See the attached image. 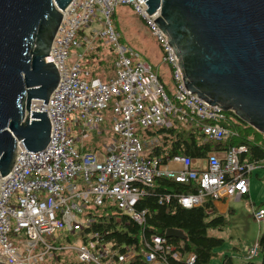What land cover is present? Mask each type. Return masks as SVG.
<instances>
[{"label": "built area", "instance_id": "built-area-1", "mask_svg": "<svg viewBox=\"0 0 264 264\" xmlns=\"http://www.w3.org/2000/svg\"><path fill=\"white\" fill-rule=\"evenodd\" d=\"M119 5H129L148 27L170 70L174 95L166 91L153 65L120 41L113 21ZM147 9L146 0H72L61 10L62 22L46 57L58 68L60 80L47 103L34 99L31 104V109L48 112L51 139L37 151L19 142L12 169L0 175L1 261L50 264L47 257L51 256L58 261L54 264H125L136 258L142 260L140 264H171L169 256L179 257L180 251L165 234L151 233L139 248L125 243L124 250L114 251V243L104 238L106 231L88 229L98 223L91 213L93 208L115 206L143 226L147 210L140 209L138 203L157 176L199 183L197 191L178 195L186 207L202 204L206 196L219 199L249 192L248 176L257 164L241 160L246 145L210 151L201 157L181 153L152 156L155 145L143 146L142 136L137 134L139 126H170L174 119L212 139L223 140L234 134L224 123L227 111L187 87L173 47L154 22L159 13L149 14ZM95 19L104 27L98 35L107 38L117 55L116 76L109 80L91 76L82 66L85 55L76 50L82 44H92L82 29ZM106 119L117 137L103 143L102 148L87 149V128L96 127L101 132L99 124ZM74 129L80 135L73 134ZM255 217L264 220L263 207L255 211ZM63 227L79 233L81 244L53 243L55 232ZM73 247L75 258L64 253ZM258 252L255 244L249 256ZM195 260L196 254L190 252L187 261Z\"/></svg>", "mask_w": 264, "mask_h": 264}, {"label": "water", "instance_id": "water-1", "mask_svg": "<svg viewBox=\"0 0 264 264\" xmlns=\"http://www.w3.org/2000/svg\"><path fill=\"white\" fill-rule=\"evenodd\" d=\"M72 0H0V175L12 169L18 143L44 149L46 110L60 80L45 59ZM173 47L188 88L264 132V0H146ZM168 237L186 238L168 227ZM0 264H8L0 260Z\"/></svg>", "mask_w": 264, "mask_h": 264}, {"label": "trees", "instance_id": "trees-1", "mask_svg": "<svg viewBox=\"0 0 264 264\" xmlns=\"http://www.w3.org/2000/svg\"><path fill=\"white\" fill-rule=\"evenodd\" d=\"M102 42V40H101ZM111 52L114 53L111 48ZM85 61L82 66L90 70L91 76L97 77L102 66L107 63L106 58L92 54L91 57L84 56ZM113 57L111 64L116 61ZM115 70V68H114ZM104 80H109V76H102ZM102 78V79H103ZM160 79L165 84V89L169 93L163 77ZM111 111V107L108 112ZM227 119L224 123L234 130V134L226 139L216 140L207 137L195 127H188L178 119H174L170 126H150L138 127L137 134L142 137H158L159 142L150 151L152 156H167L176 153L188 154L195 157L205 156L210 150H227L234 145H246L247 150L242 152V159L251 161L264 160V132H261L253 125L240 118L235 112L227 111ZM87 149L92 148L86 145ZM199 183L195 180L188 182L176 181L165 176H157L153 185L148 188V192L138 203L140 209L147 210V221L145 225L138 224L129 215L120 212L115 206L106 204L96 206L91 213L96 215L98 223H94L88 229L102 230L104 238L114 243V251L123 249V244L139 248L146 237L151 233L165 234L168 227L182 228L186 238L172 236L169 241L176 244V251H180L179 257L169 256L171 264H210L212 257L217 253L216 247L223 244L224 238L210 235V228H222L226 223V217L219 212L213 201L205 200L202 204L193 207H186L178 200L181 193L197 191ZM170 198H167V195ZM162 198V199H161ZM264 207V201L261 204ZM109 207L114 208V212L105 213ZM116 209V210H115ZM118 217H120L118 219ZM259 252L261 260L259 264H264V228L259 236ZM194 251L196 260L193 263L187 261L189 252ZM115 255V252H114ZM253 258V257H251ZM141 259L136 258L125 264H140ZM224 264H236L231 255L223 257ZM246 264H256L250 260Z\"/></svg>", "mask_w": 264, "mask_h": 264}, {"label": "rangeland", "instance_id": "rangeland-1", "mask_svg": "<svg viewBox=\"0 0 264 264\" xmlns=\"http://www.w3.org/2000/svg\"><path fill=\"white\" fill-rule=\"evenodd\" d=\"M119 12L118 18H120V13L124 14L125 18L128 20L125 23H128L129 30L125 29L122 21L116 20L115 15H113L114 25L116 30L120 35V41L128 46L129 48L137 51L138 54L142 59L149 61L156 73L163 77L167 89L170 95H174V88H173V79L170 75V70L165 63H163V59L161 56V52L159 50L158 44L155 39L149 34V30L142 19L138 16L136 12H134L129 5H119L116 9ZM125 11V12H121ZM116 13V12H115ZM98 15V13H97ZM118 23V26H117ZM136 28L141 30V32L145 33L146 40H145V49L141 51V49L128 39V34L131 31H134ZM104 30L103 25L99 24L98 19H95V22L92 23L90 26H86L82 29V32L85 34L86 37L92 40V44L90 46L83 45L76 49L78 52H82L85 56L91 57L92 54L99 56L100 59L103 57L107 59V63H105L100 70L97 77L103 78L102 76H116L115 62L114 68L113 64H111L112 59L114 56H117L116 53L111 52V48L114 51V46L109 43L107 38L104 36L98 35L99 32ZM95 35H98L95 37ZM79 39L82 41V37L80 36ZM102 40V42H101ZM76 57H73L74 60ZM116 60V59H115ZM85 58L83 59V62ZM86 69V68H85ZM88 70V69H87ZM90 71V70H89ZM104 79V78H103ZM112 105V102H111ZM105 115H108V112L105 110ZM77 127V126H76ZM75 127V128H76ZM99 129L96 127H89L87 131L89 136L86 137L85 141L90 143H108L113 142L114 138L117 137L116 134L112 130L111 121L106 119L104 122L99 124ZM77 129H74L73 134L78 135ZM80 135V134H79ZM141 141L144 147L150 148L153 145H156L159 142L158 137H150L144 138L141 137ZM257 166L250 174L251 182H250V195L243 196L239 199L233 198L230 203L231 207L229 210L223 212L226 217L227 221L222 229L220 228H210L209 234L211 235H218L224 238L223 244L216 247V253L212 259L210 264H222L223 256L227 254L234 255L236 262L239 264H244L246 261V253L250 250L255 243L258 241L259 236L264 228V221L259 222L254 214L255 209H257L264 201V163L256 162ZM109 204V201L108 203ZM116 210V209H115ZM114 212L113 207H109L105 210V213ZM66 228H59L55 232L57 238H52V242L56 244H71L73 246H77L81 244V236L79 233H71ZM21 237H25V234L22 233ZM64 253L71 258L76 257V249L70 248L64 250ZM254 261L256 264L259 263L261 260V256L256 254L253 258H249ZM47 260L50 264L58 263L57 260H54V257L48 256Z\"/></svg>", "mask_w": 264, "mask_h": 264}, {"label": "crops", "instance_id": "crops-1", "mask_svg": "<svg viewBox=\"0 0 264 264\" xmlns=\"http://www.w3.org/2000/svg\"><path fill=\"white\" fill-rule=\"evenodd\" d=\"M131 8V7H130ZM132 9V8H131ZM133 10V9H132ZM134 11V10H133ZM115 12L116 13H114V15H115V18H116V20H121L122 21V23H124L123 25L125 26V29L126 30H129V28H128V23H125L127 20H128V18H125V16H124V14H122V13H120V18H118V15H119V12L117 11V10H115ZM121 12H125V11H122L121 10ZM135 12V11H134ZM117 26H118V23H117ZM148 28V27H147ZM149 30V29H148ZM150 32V31H149ZM149 34H151V33H149ZM153 37V36H152ZM154 38V37H153ZM128 39H130V41L132 42V44H134L135 46H137L138 47V49L140 48L141 49V51H143L145 48V40L147 39L146 38V35H145V33H143V32H141V30H139L138 28H136L134 31H131L130 32V34H128ZM159 47V46H158ZM146 50V49H145ZM159 50H160V48H159ZM160 52H161V50H160ZM86 144L89 146H91L92 148L91 149H93V148H102L103 147V143L102 144H100V143H97V144H94V143H90L89 141L88 142H86ZM210 151H221V150H210ZM209 151V152H210ZM242 152H244V151H242ZM242 152L240 153V158H241V160H249V159H247V158H244V159H242V157H241V155H242ZM208 154V153H207ZM206 154V155H207ZM221 155H223L222 154V152H221ZM199 157H201V156H199ZM202 161V160H201ZM249 161H251V160H249ZM257 161V160H256ZM259 162H262V163H264V160H262V161H259ZM258 162V163H259ZM176 165L177 167H180V164H178V163H170V165ZM196 165L197 166H200L199 165V163L197 162L196 163ZM252 172H253V170H252ZM252 172H250L249 173V179H250V182H251V177H250V174L252 173ZM196 181V180H195ZM197 182V181H196ZM198 190V189H197ZM195 192V191H194ZM187 193H189V192H187ZM250 195V190H249V192L247 193V194H244V195H242V196H236V195H230V196H225V197H222V198H219V199H214L212 196H206V198H205V200H207V199H210V200H212L213 201V204H214V206H215V208L219 211V212H221V213H223V212H225V211H227V210H229L230 209V207H231V203H230V201L233 199V198H235V199H239V198H241V197H243V196H249ZM204 200V201H205ZM260 207H263V206H259L258 208H260ZM257 208V209H258ZM264 208V207H263ZM257 209H255V211L257 210ZM224 214V213H223ZM225 215V214H224ZM254 216H255V214H254ZM225 217H226V215H225ZM256 218V217H255ZM257 219V218H256ZM226 220H227V217H226ZM259 221V220H258ZM261 221H264V220H261ZM261 221H259V222H261ZM224 227V226H223ZM222 227V228H223ZM217 228H220V227H217ZM222 228H220V229H222ZM211 235V234H210ZM216 236H218V235H216ZM168 237V236H167ZM172 237V236H171ZM219 237H222V236H219ZM169 238V237H168ZM223 238V237H222ZM259 240V239H258ZM255 244H258V246H259V242L257 241ZM255 246V245H254ZM191 252H194V251H191ZM190 253V252H189ZM188 253V254H189ZM195 253V252H194ZM217 254H218V252H217ZM227 254V253H226ZM225 254V255H226ZM224 255V256H225ZM227 255H231L232 257L234 256V255H232V254H227ZM223 256V257H224ZM245 258H246V261L244 262V264H246L248 261H250L251 259H249V258H251L250 256H249V250H248V252L246 253V256H245ZM233 259H234V261H235V263L236 264H239V263H237L236 262V260H235V258L233 257ZM222 262H223V260H222ZM222 264H224V263H222ZM259 264V263H258Z\"/></svg>", "mask_w": 264, "mask_h": 264}, {"label": "bare ground", "instance_id": "bare-ground-1", "mask_svg": "<svg viewBox=\"0 0 264 264\" xmlns=\"http://www.w3.org/2000/svg\"><path fill=\"white\" fill-rule=\"evenodd\" d=\"M46 60V59H45Z\"/></svg>", "mask_w": 264, "mask_h": 264}]
</instances>
